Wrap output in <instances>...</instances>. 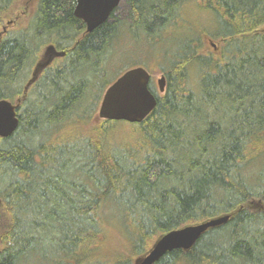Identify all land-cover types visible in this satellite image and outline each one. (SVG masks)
<instances>
[{"label":"trees","instance_id":"1","mask_svg":"<svg viewBox=\"0 0 264 264\" xmlns=\"http://www.w3.org/2000/svg\"><path fill=\"white\" fill-rule=\"evenodd\" d=\"M18 1L0 0V26L17 22ZM191 1L212 15L209 35L160 49L164 93L131 124L133 142L114 143L122 121L97 120L95 108L140 66L110 81L118 44L154 48L185 26ZM21 2L27 13L0 31V99H20L16 130L0 138V264H134L160 235L228 213L155 264H264V0H122L91 32L74 0ZM48 46L62 55L32 80ZM92 120L87 133L67 129ZM110 211L124 254L102 250Z\"/></svg>","mask_w":264,"mask_h":264},{"label":"water","instance_id":"2","mask_svg":"<svg viewBox=\"0 0 264 264\" xmlns=\"http://www.w3.org/2000/svg\"><path fill=\"white\" fill-rule=\"evenodd\" d=\"M31 7L36 0H26ZM122 0H74L73 14L85 24L87 32L104 23ZM10 23V21L8 22ZM6 29L3 28V32ZM0 36H2L0 34ZM51 47V46H50ZM151 75L142 66L124 71L109 84L101 97L97 110V120L140 123L156 105V93L149 89ZM159 93H164L166 80L161 75L157 80ZM20 99L12 102L0 99V138L10 136L18 126L17 107ZM230 214H222L204 221L185 225L160 235L134 264H155L166 253L181 249L190 250L199 237L212 228L225 224Z\"/></svg>","mask_w":264,"mask_h":264},{"label":"rangeland","instance_id":"3","mask_svg":"<svg viewBox=\"0 0 264 264\" xmlns=\"http://www.w3.org/2000/svg\"><path fill=\"white\" fill-rule=\"evenodd\" d=\"M25 0H19L17 2V8L13 10V15L10 17L18 16L17 22L15 20H10L9 18H5L3 20L2 25L0 26V31L3 32V28L8 30H13L16 28L17 24L21 21L19 19V16H22L23 11L27 9L20 8V2ZM22 4V2H21ZM29 7L28 9L31 11V5L28 3ZM121 11L124 9L123 3L120 4ZM184 19H185V26H180L176 28L175 30H172L171 33H168L166 39H164L162 42H158L155 47L153 48L148 45V42L146 39H140L137 43L133 44L130 40H125L123 43L118 44L117 46V52L113 54L112 56V62L108 66L107 73L108 77H110V81H112L115 77H117L119 74H121L125 69L134 66V65H140L142 67H145L149 70L151 74V85L154 92L157 94H162L158 92L157 83L156 80L161 76L162 74V68L166 66V60L162 57V53L160 52V49L162 47L167 48L168 50H174L176 46L178 45L176 39L179 37H182L183 34L189 35L191 38H201L204 34H208V30L211 29L212 23L214 22V19L212 15L205 11L202 8L198 7V4L196 2H188L184 6ZM10 21V23H8ZM13 21V22H12ZM214 26V25H213ZM181 34V35H180ZM175 38V40H172L170 38ZM204 41L207 44V47L209 46V39L207 36L204 37ZM203 43V45L206 47V44ZM210 45L213 47L215 46V42H211ZM212 47V48H213ZM211 48V49H212ZM159 50V51H158ZM164 49H162L163 51ZM213 50V49H212ZM62 54L54 49V47H46L40 56V60L36 64L34 71H33V79L35 80L39 73L49 65L55 63V59L60 57ZM100 103V102H99ZM99 104L95 108V114L97 115ZM85 121V120H83ZM94 120L90 122H77L73 124L71 127L67 128L68 130H72L73 132L78 133H87L89 130V127L92 125ZM132 126L130 123L127 122H120L117 123L115 126V132L113 137L111 138L114 143L118 144H126V143H132L135 137V127ZM65 129V128H64ZM110 213H112L110 211ZM114 216H109V223L105 224V228L107 230V234L105 238L102 241V250H104L107 255L111 256L112 254L117 255L118 253H122L125 250V243H124V236L122 231L119 229V225L114 220L116 218V213H112ZM126 253V251L123 252V254ZM38 255H35V257H30L27 259V261H23L20 264H42L41 258L37 257ZM102 264H110L111 262H106L103 258L99 259Z\"/></svg>","mask_w":264,"mask_h":264},{"label":"flooded vegetation","instance_id":"4","mask_svg":"<svg viewBox=\"0 0 264 264\" xmlns=\"http://www.w3.org/2000/svg\"><path fill=\"white\" fill-rule=\"evenodd\" d=\"M211 43V42H210ZM161 75H163V74H161Z\"/></svg>","mask_w":264,"mask_h":264}]
</instances>
